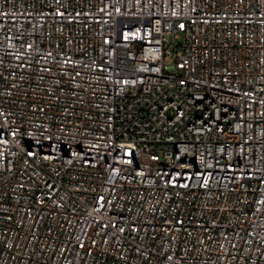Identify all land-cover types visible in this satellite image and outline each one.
Segmentation results:
<instances>
[{"label":"built area","instance_id":"1","mask_svg":"<svg viewBox=\"0 0 264 264\" xmlns=\"http://www.w3.org/2000/svg\"><path fill=\"white\" fill-rule=\"evenodd\" d=\"M0 264H264V0H0Z\"/></svg>","mask_w":264,"mask_h":264}]
</instances>
